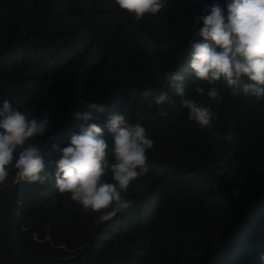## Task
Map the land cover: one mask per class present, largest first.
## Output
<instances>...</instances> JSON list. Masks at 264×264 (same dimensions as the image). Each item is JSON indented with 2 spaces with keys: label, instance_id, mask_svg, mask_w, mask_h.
<instances>
[{
  "label": "trees",
  "instance_id": "1",
  "mask_svg": "<svg viewBox=\"0 0 264 264\" xmlns=\"http://www.w3.org/2000/svg\"><path fill=\"white\" fill-rule=\"evenodd\" d=\"M214 2L226 0H168L135 22L114 0H0V107L8 100L50 121L31 143L45 152L68 146L80 132L75 112L91 113L109 144L114 114L154 141L147 174L122 193L132 206L104 223L52 183L19 181L10 170L0 264H262L264 99L221 81L212 100L189 66L195 17ZM165 73L182 75L188 98L210 107L211 127L188 120ZM161 91L176 101L163 112L154 103Z\"/></svg>",
  "mask_w": 264,
  "mask_h": 264
},
{
  "label": "clouds",
  "instance_id": "2",
  "mask_svg": "<svg viewBox=\"0 0 264 264\" xmlns=\"http://www.w3.org/2000/svg\"><path fill=\"white\" fill-rule=\"evenodd\" d=\"M114 2L119 10L131 14L135 22L157 16L168 4V0ZM195 24L198 30L189 42L193 82L211 86L207 96L215 101L221 99L215 86L221 81L234 93L264 99V0H226L224 5H205L202 14L195 17ZM163 80L179 96L180 107L187 110L189 121L201 131L211 127L214 114L210 107L188 98L182 75L165 73ZM195 91L205 94L204 87L196 86ZM154 103L163 112V106L176 101L167 91H161ZM88 107L98 112L107 110L95 103ZM75 116L80 122L79 134H72L68 146L53 144L45 152V145L30 141L45 135L50 123L47 113L44 118H30L4 100L0 107V191L8 188L7 180L13 170L19 181L52 183L60 193L69 194L83 212L98 214L99 222L104 223L132 206L133 201L122 193L147 174V152L154 148V141L140 123H129L124 115L114 114L106 125L112 134L109 144L103 129L89 123L95 119L91 113L75 112ZM217 138L232 137L228 134ZM109 176L111 179H106ZM260 260L264 264V254Z\"/></svg>",
  "mask_w": 264,
  "mask_h": 264
},
{
  "label": "water",
  "instance_id": "3",
  "mask_svg": "<svg viewBox=\"0 0 264 264\" xmlns=\"http://www.w3.org/2000/svg\"><path fill=\"white\" fill-rule=\"evenodd\" d=\"M44 151H45V149H44Z\"/></svg>",
  "mask_w": 264,
  "mask_h": 264
}]
</instances>
